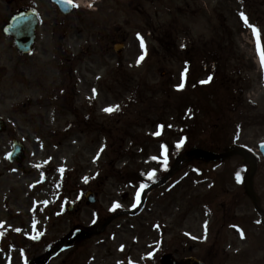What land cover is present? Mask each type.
Segmentation results:
<instances>
[{
	"label": "rangeland",
	"instance_id": "obj_1",
	"mask_svg": "<svg viewBox=\"0 0 264 264\" xmlns=\"http://www.w3.org/2000/svg\"><path fill=\"white\" fill-rule=\"evenodd\" d=\"M76 1L81 8L65 17L42 4L32 56L0 46V264L34 262L75 228L100 229L106 220L102 234L48 264H159L168 253L208 264H264L257 229L241 237L228 222L201 216L195 163L152 191L138 216L113 219L136 207L140 190L128 174L149 171L156 182L214 134L216 120L194 111L202 105L197 89L182 87L184 56L198 64L210 58L207 67L253 108L238 143L254 149L264 141V121L252 123L264 116V66L252 31L264 49V0ZM49 21L61 25L51 29ZM123 40L118 57L111 47ZM190 77H201V85L210 78ZM14 138L26 148L21 167L6 159ZM86 191L97 197L93 206Z\"/></svg>",
	"mask_w": 264,
	"mask_h": 264
},
{
	"label": "flooded vegetation",
	"instance_id": "obj_2",
	"mask_svg": "<svg viewBox=\"0 0 264 264\" xmlns=\"http://www.w3.org/2000/svg\"><path fill=\"white\" fill-rule=\"evenodd\" d=\"M42 4L45 7V12L49 14L58 12L50 0H0V46L12 43L11 38L4 34L9 20L7 11L13 7L16 12L31 10L42 13ZM48 24L50 27L54 24L61 25H58L56 21H49ZM43 34H47V32L43 31ZM221 130L223 131V129ZM220 148L217 147L216 150ZM256 157L257 172L253 178L256 206L252 203L245 187L248 167L239 165L236 160L211 165L204 164L201 160L197 161L196 202L201 216L210 215L213 220L228 222L230 227L237 226L247 235L257 229L264 240V161L259 158L258 154ZM205 211L209 213H205ZM255 221H258L257 225Z\"/></svg>",
	"mask_w": 264,
	"mask_h": 264
},
{
	"label": "water",
	"instance_id": "obj_3",
	"mask_svg": "<svg viewBox=\"0 0 264 264\" xmlns=\"http://www.w3.org/2000/svg\"><path fill=\"white\" fill-rule=\"evenodd\" d=\"M57 2L60 4L61 7H63L62 6L63 2L61 1H57ZM63 12H66V10L64 9ZM20 22H24L29 28L28 31L26 32V38L24 40H21L20 38L15 37V40H16L15 43H16L17 48L24 53L31 46V43L33 41V31H34V27L36 23H35V20L32 18V16L24 17V18L22 16H15L11 20V26L18 25V23ZM122 48L123 46L117 45L115 47V51L118 54H120ZM13 148H14V151L10 155V161L15 160L17 163H19L23 159L24 149L21 145H19V143H16V142L13 144ZM232 154H237V155L242 156L244 158V162L250 165L251 169L249 173V185H251V178L254 173L255 163L243 151L238 150V151H234L233 153H226L223 155H214L211 153L201 152L199 150L193 149L187 155L190 157H194V158H198L199 156H201L208 161H213V160H219V159H226ZM85 197L89 203L91 204L94 203V197L91 193H87ZM91 234L92 233H84L81 231H75L70 238L63 240L55 249L47 253V255L38 264H45L52 256H54L56 253L63 250L65 246H70L75 241L86 238L90 236ZM161 264H201V263L194 259H188V260H184L182 262L177 263L171 260L170 256H164L161 259Z\"/></svg>",
	"mask_w": 264,
	"mask_h": 264
},
{
	"label": "snow or ice",
	"instance_id": "obj_4",
	"mask_svg": "<svg viewBox=\"0 0 264 264\" xmlns=\"http://www.w3.org/2000/svg\"><path fill=\"white\" fill-rule=\"evenodd\" d=\"M63 2L69 3L72 7H77V5L72 4V0H63ZM89 7H91V5H89ZM241 15H242V19H244V22L247 25L248 24L247 17H244L243 14H241ZM252 31H253L254 35L257 36V50H258V54L261 57L262 66H264V49H262L261 46H260L259 33H258V31H257V29L255 27L252 28ZM143 46H144L143 45V41L141 40V47H143ZM140 59H143V57H141ZM209 79H211V78H209ZM114 110H116V109H113V108H107V109H105V111L106 112H109V113L113 112ZM180 146H181V144H178L177 145V147H180ZM165 163H166V161H165ZM115 207H119V205L117 204V205L114 206V208Z\"/></svg>",
	"mask_w": 264,
	"mask_h": 264
}]
</instances>
